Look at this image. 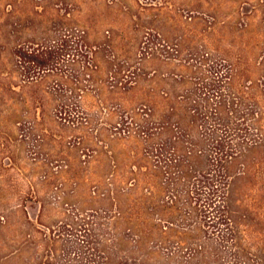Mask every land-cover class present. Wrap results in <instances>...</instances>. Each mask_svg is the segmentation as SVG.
<instances>
[{
  "label": "trees",
  "instance_id": "1",
  "mask_svg": "<svg viewBox=\"0 0 264 264\" xmlns=\"http://www.w3.org/2000/svg\"><path fill=\"white\" fill-rule=\"evenodd\" d=\"M70 20L66 11L55 27L44 30L41 43L34 42L37 47L24 51V58L53 74L57 63L74 55L72 63L78 71L74 87L62 93H57V87L48 88L43 95L55 103L59 120L82 128V140L93 150V185L76 171L73 160L66 164L75 175L72 192L78 197V192L85 195L88 190L90 199L108 204L78 208L74 233L68 234L72 226L68 222L65 233L44 223L51 230H40L46 243L43 258L50 256L47 264H264V241L257 242L251 233L245 236L239 230L229 204L234 166L241 162L246 167L250 153L264 139L259 101L249 100L246 88L233 83L238 67L231 65L220 72L212 66L203 69L204 77L199 79L179 73L160 75L157 70L144 77L141 61L158 55L151 49L140 51L132 75L126 73L125 65L110 71V94L124 92V79L133 84L131 89L139 87L142 79H150L155 85L151 98H160L155 105L112 102L104 107L100 98V111L81 116L75 107L94 86L99 65L92 61L100 49H92L86 30L71 25ZM186 62L189 66L190 61ZM22 81L31 89L39 84L35 76ZM15 92L20 91L13 86ZM37 100L35 94L24 97L27 104ZM101 114L111 120L107 122L111 128L101 124ZM117 143L120 155L130 162L123 173L111 171L118 165ZM66 186V181L57 186L63 191L59 201L69 196ZM88 201L78 203L83 206ZM51 204H42L43 214L52 210ZM19 212L13 207L14 215ZM62 234L74 239L59 253L54 242ZM31 248L13 251V262Z\"/></svg>",
  "mask_w": 264,
  "mask_h": 264
},
{
  "label": "rangeland",
  "instance_id": "2",
  "mask_svg": "<svg viewBox=\"0 0 264 264\" xmlns=\"http://www.w3.org/2000/svg\"><path fill=\"white\" fill-rule=\"evenodd\" d=\"M66 11L70 12L71 25L86 30L92 49H100L92 61L99 65L94 86L75 107L81 116L100 111V98L104 107L112 102L154 106L160 98H151L155 85L150 79H142L140 86L132 89L133 84L124 79V92L117 95L112 96L109 90L110 71L125 65L126 73L132 75L140 51L149 49L158 56L141 61L144 77L157 70L160 75L179 73L199 79L204 77L201 71L212 66L220 72L231 65L238 67L235 87H245L247 98L257 99L264 113V0H0V264H25L28 259L29 264H47L50 256L43 258L46 243L40 230H51L45 224L52 223L56 232L65 233L70 223L68 234L74 233L78 208L108 204L90 199L88 190L85 195L78 192V197L72 192L75 175L66 164L73 160L76 171L93 185V150L83 142L82 128L59 120L55 103L43 95L48 88L57 87V93H62L74 87L73 78L78 73L72 63L74 55L57 63L53 74L24 58V51L37 47L34 42L41 43L44 30L55 27ZM186 61H190L189 66ZM29 76H35L39 83L32 89L22 81ZM13 86L20 92L13 93ZM32 94L38 100L24 102V97ZM100 121L111 123L104 114ZM119 148L117 143L118 165L113 173L129 168V158L120 155ZM246 164L234 166L229 204L239 230L245 236L251 233L257 242L264 241V139L254 147ZM240 171L241 175L235 176ZM62 181L67 183L69 196L59 201L63 191L57 186ZM84 199L89 201L80 206L78 201ZM47 202H52L53 208L43 214L42 204ZM13 207H18L17 215ZM68 234L54 242L59 253L74 239ZM42 241L37 256L35 247ZM29 245L33 247L29 254L13 262V251ZM49 247L52 249V244Z\"/></svg>",
  "mask_w": 264,
  "mask_h": 264
}]
</instances>
